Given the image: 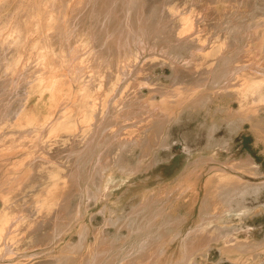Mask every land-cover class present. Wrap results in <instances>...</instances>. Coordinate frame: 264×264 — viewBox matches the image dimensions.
Wrapping results in <instances>:
<instances>
[{"label":"rangeland","instance_id":"1","mask_svg":"<svg viewBox=\"0 0 264 264\" xmlns=\"http://www.w3.org/2000/svg\"><path fill=\"white\" fill-rule=\"evenodd\" d=\"M257 1L0 0V230L9 214L29 213L20 228L26 244L11 240L13 254L0 264H264V16ZM142 20L163 21L172 34L166 43L184 58L221 46L235 77L226 86L201 71L173 77L172 60L152 54L111 94L130 63L124 40ZM231 29L238 46L223 48ZM8 33L19 44L14 60ZM106 97L109 111H102ZM23 106L32 117H6ZM137 111L149 119L127 121ZM110 147L123 165L103 167ZM249 158L254 164L243 162ZM216 227L229 233L213 238Z\"/></svg>","mask_w":264,"mask_h":264},{"label":"bare ground","instance_id":"2","mask_svg":"<svg viewBox=\"0 0 264 264\" xmlns=\"http://www.w3.org/2000/svg\"><path fill=\"white\" fill-rule=\"evenodd\" d=\"M138 6H140L141 7V5H138ZM178 6L179 5H176V4H174V5H171V6H169L168 7V12L170 13V15H174V10H176V8H178ZM256 10H257V14L258 15H261V16H264V0H258L257 2H256V8H255ZM139 11H140V9H138ZM162 23V24H161ZM151 23H150V21L149 20H147V21H145V20H142L141 22H138V30L137 31H133V27H131L130 25V35H128L126 38H125V40H124V48L127 50V53H125L127 56H129L130 57V63H128V64H126V63H124L120 68H122V70H123V73H121V71H120V73L119 74H121V76H119L116 80H115V82H114V84H112V86L110 87V92H111V94H113L114 92H115V94L118 92V89H119V87H120V85H121V82H122V78L124 77V76H126V77H124V78H127L128 77V73H130V71H128V70H131V66L133 67V65H137V60H139L140 58H142V57H144L145 55H154V54H157V55H160V56H168V58H169V61L170 60H172V62L171 63H173V77H175V76H178L179 78H181V77H183V75H188V74H191V73H193L194 71H201V72H203V73H207V74H209V76L208 77H210V75H212L213 77L212 78H209L208 79V77H207V80L208 81H210L209 83H215L216 85L215 86H219L220 85V83H222V82H224V83H226V84H224V86H226V85H228V84H230V81H232V79L235 77L234 76V73H235V71H233V73L232 74H228L229 72H231V71H226V69H225V61H223V59H225V55H224V53L222 52V48H221V46L220 47H218V46H216L215 47V51H214V54H212V53H206V54H202V53H195V52H191L190 53V56H188V57H186V58H184V57H182V53H179L178 51H177V48L175 47V46H170V45H168L166 42H168L169 40H171V38H169V37H172V34H170V33H168L169 32V28H167L166 27V24H165V26H164V22L163 21H161V22H155V26H151L150 25ZM161 24V25H160ZM128 26V27H129ZM161 26H163L164 27V29L163 28H161L160 29V27ZM226 33V32H225ZM227 35H228V37H229V41H228V38H222V37H220V38H222L224 41L226 40L228 43H227V45H223L222 47L224 48H235V47H237L238 46V41H239V39H238V36H239V34L235 31V30H233V29H231V30H229L228 32H227ZM180 36V35H179ZM182 36H180V38H181ZM187 37V39H183L184 41H188V42H191L192 44L194 43V41L193 40H191L188 36H186ZM227 37V36H226ZM180 38H177V39H174V40H172V41H180ZM5 42H7V44H10V46H12L13 47V50H10V56L13 58V60L16 58V57H14L15 56V51L18 49V42H17V39H16V36H11V33H8V35H7V38L4 40ZM4 41H3V44H4ZM163 43H165V44H167V46L165 47L164 46V44ZM263 46H264V44H263ZM1 47V46H0ZM5 47H6V45H5ZM85 47V46H84ZM169 48H170V50H169ZM9 49H11V47L10 48H8V50ZM3 49H1V51H2ZM83 50H85V49H83ZM192 50H195V49H192ZM5 51V50H4ZM77 51V50H76ZM81 52H82V50H81ZM2 53H3V51H2ZM6 53H8V51L6 52ZM5 53V54H6ZM4 54V53H3ZM76 54V53H75ZM1 55V54H0ZM212 55H214V60L212 61L211 60V57H212ZM2 56H4V55H2ZM7 56V55H6ZM9 56V55H8ZM126 56V57H127ZM156 56V55H155ZM219 57H220V61H219ZM6 58V57H5ZM4 58V59H5ZM196 58V59H195ZM3 59V58H2ZM1 59V60H2ZM3 59V60H4ZM7 59V58H6ZM11 60V59H10ZM188 60V61H187ZM195 61L194 63H195V65H194V67H193V69L190 71V72H184V73H182L183 72V70L185 69V68H187L189 65H190V62H192V61ZM207 60H208V63L207 64H210V63H218V61H219V63H218V65H219V68H217V69H211L212 67H211V65H208L207 67H203V63L204 62H207ZM212 61V62H211ZM1 62H3V61H1ZM9 62L10 61H7V65L9 64ZM74 62V61H73ZM12 61L10 62V64L12 65ZM14 64V63H13ZM76 64V63H75ZM3 65V64H2ZM5 65V64H4ZM73 65V64H72ZM200 65H202V66H200ZM5 67H6V65H5ZM12 67H13V65H12ZM211 67V68H210ZM78 68H81V67H79L78 66ZM130 68V69H129ZM134 68V67H133ZM132 68V69H133ZM198 68L200 69V70H198ZM5 69V68H4ZM8 69H11V68H8ZM80 70H83V69H80ZM3 71V73H5L4 72V70H3V68H1L0 67V74H1V72ZM6 71H8V70H6ZM132 72V71H131ZM24 78V77H23ZM25 80V79H24ZM195 80V79H194ZM19 82V81H18ZM199 82H202V79H199V80H196V83H199ZM103 85H105L104 83H103ZM24 86H26V84L24 85ZM214 86V87H215ZM21 88H23V86L21 87ZM25 88V87H24ZM103 88H105L104 86H103ZM254 86H252L251 87V91L252 92H250L249 93V95H250V97H251V99L253 100V101H257L258 99H259V97H260V94H258L259 92L257 91L256 92V94H255V91H254ZM28 91V90H27ZM24 95H25V93H24ZM114 95V94H113ZM117 95V94H116ZM19 96H21L20 94H19ZM29 96V95H28ZM110 97V96H109ZM109 97L107 98H105V102H104V107H103V109H102V111L104 110V111H107L108 109L106 108L107 107V102L109 101ZM112 97V96H111ZM110 97V98H111ZM25 98H27V97H25ZM24 99V98H23ZM29 99H30V97H29ZM21 100H22V96H21ZM121 100H124V98H123V95H122V97L121 98H119V100H118V105H119V102L121 101ZM21 102V101H20ZM19 102V103H20ZM98 102V101H97ZM100 102V101H99ZM109 102H111V101H109ZM2 103V102H1ZM121 103V102H120ZM7 104V103H6ZM100 104V103H99ZM110 104V103H109ZM122 104V103H121ZM111 105V104H110ZM10 106V105H9ZM25 106V105H24ZM23 106V107H24ZM101 106V105H100ZM7 108V107H6ZM13 108V107H12ZM11 108V109H12ZM19 108V107H18ZM16 109V110H11L12 112H9V113H7L6 114V117H8L9 118V120H16V119H20V117L24 114V116L25 117H32L33 115H27V112H29L28 111V109H27V107H24L22 110L23 111H21V112H19V109ZM114 108V107H113ZM8 110V109H7ZM114 110V109H113ZM139 110V109H138ZM9 111H10V107H9ZM109 111V110H108ZM135 111V110H134ZM140 111V110H139ZM240 111V110H239ZM5 112H7L6 110H5ZM101 112V111H100ZM138 112V111H137ZM135 113V116H133V117H130V118H128L127 119V121H133V120H135L136 122H145V121H147L148 119H149V116H150V114L149 113H146V112H138V113ZM19 113H21V115L18 117L17 115L19 114ZM103 113H105V112H103ZM4 114V113H3ZM108 114V113H107ZM107 114H105V115H107ZM147 115V116H146ZM4 116H5V114H4ZM146 116V117H145ZM36 119V117H34L33 118V120H35ZM8 120V121H9ZM18 120H16V121H18ZM135 122V123H136ZM13 124V123H12ZM41 126V125H40ZM45 126H49V124L47 125V123H46V125ZM44 126V127H45ZM51 126V125H50ZM43 127V128H44ZM46 128V127H45ZM49 129H50V127H49ZM46 131H47V129H46ZM20 132H21V130H20ZM22 132H24V131H22ZM42 132H44L45 133V131L43 130ZM41 132V133H42ZM48 132V131H47ZM11 133V132H10ZM49 133V132H48ZM89 133V132H88ZM93 133V132H92ZM92 133H90V134H92ZM0 134H3V133H1L0 132ZM12 134H13V132H12ZM14 134H17V132H15ZM28 135H29V133H28ZM42 135H44V134H42ZM5 136V135H4ZM1 137V136H0ZM98 142H100L99 140H98ZM103 142V141H102ZM102 142H101V144H102ZM109 142V140L106 142V143H104L103 144V146H105L107 143ZM47 152H46V154H48V153H51V152H53L54 150L52 149H50L49 148V150H46ZM104 152H108V155L106 156V155H103V167L104 166H108V165H110V164H114L116 167H117V165H123L125 162H124V157H123V155H121V154H114L113 155V153H114V150L110 147V148H108V149H105L104 151H103V153ZM99 153L100 154H103L102 152H100L99 151ZM55 155H58V154H55ZM55 155H53L54 157H55ZM53 156H51V159H52V157ZM112 156V157H111ZM56 161V160H55ZM245 164H248V163H251V164H254L253 162H252V160L249 158L248 160H244L243 161ZM69 170V169H68ZM67 172V171H66ZM27 212V211H26ZM24 213V212H23ZM29 214V213H28ZM28 214L26 213V214H23V216H22V214L20 215V214H16V215H14L13 213H11V214H9L7 217H5L4 218V220H5V225H2L3 227V229H1L0 230V259H3L4 257H7L10 253H11V250H12V248H11V243H10V241L11 240H13L14 238H15V240H16V242H18V241H21L22 242V245H25L26 244V241H25V238L24 237H22L21 235H20V228H21V226H23V223H25L23 220L25 219V215L27 216V218L29 217L28 216ZM31 215V214H30ZM32 217V216H31ZM26 218V219H27ZM22 223V225H18L17 227H14L15 226V224L16 223ZM4 224V223H3ZM39 225V224H38ZM221 228V227H220ZM6 229H9V231L12 233V236H6L5 238H3V232H4V230H6ZM23 229V228H22ZM222 229V228H221ZM204 230V229H203ZM226 231V229L224 230H219V227H216V232H217V235L215 236V237H213V238H219V237H222V236H224V232ZM226 233L228 234L229 233V231H226ZM206 234H209V232H206ZM14 235H15V237H14ZM3 239H4V241H3ZM19 246H20V244H15V245H13L12 247H13V249H18L19 248ZM192 244H188L187 245V248H188V250L189 249H191L192 248ZM194 247V246H193ZM14 251V250H13ZM13 251H12V253H11V255L13 254Z\"/></svg>","mask_w":264,"mask_h":264}]
</instances>
